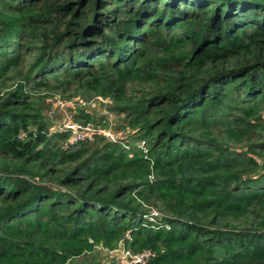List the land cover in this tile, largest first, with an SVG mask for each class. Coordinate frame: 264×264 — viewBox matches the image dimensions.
<instances>
[{
    "label": "trees",
    "instance_id": "obj_1",
    "mask_svg": "<svg viewBox=\"0 0 264 264\" xmlns=\"http://www.w3.org/2000/svg\"><path fill=\"white\" fill-rule=\"evenodd\" d=\"M85 90L125 144L52 131L40 99ZM259 157L264 0H0V264H69L128 233L144 264H264Z\"/></svg>",
    "mask_w": 264,
    "mask_h": 264
},
{
    "label": "rangeland",
    "instance_id": "obj_2",
    "mask_svg": "<svg viewBox=\"0 0 264 264\" xmlns=\"http://www.w3.org/2000/svg\"><path fill=\"white\" fill-rule=\"evenodd\" d=\"M30 60V57L27 59ZM133 90L139 88L138 83L132 84ZM74 89V88H72ZM71 89V90H72ZM46 93L48 90L43 89ZM101 96H95L93 93H89L86 90L81 93H76L75 95H69V91L65 93H54L51 92L49 97L41 98L44 109V115L49 118L50 128L58 123H64L68 120H74V115L81 109L88 110L95 115L98 125L102 124L99 120L102 121L107 127L113 129V131L120 137L119 140L124 141L125 138L131 134V128L126 126L124 118L116 113H113L109 110V107L112 105L109 99H106ZM100 118V119H99ZM258 162L260 164V169L264 168V157H259ZM250 218L244 219L240 222H247ZM99 253V252H98ZM120 260V259H119ZM88 261V264H94V261H97L98 264H108L109 259H106L105 255L102 253L87 254L77 258L73 263L69 264H78V262Z\"/></svg>",
    "mask_w": 264,
    "mask_h": 264
},
{
    "label": "built area",
    "instance_id": "obj_3",
    "mask_svg": "<svg viewBox=\"0 0 264 264\" xmlns=\"http://www.w3.org/2000/svg\"><path fill=\"white\" fill-rule=\"evenodd\" d=\"M52 131H70V137L65 142V146H70L85 140L93 141L98 136H103L112 142H121L122 140H119L120 137L113 131L112 128L104 127L91 121L84 124L75 120H68L67 122L54 125L52 127ZM141 147L145 152H148L145 142L141 143ZM150 178L153 179L154 175H150ZM146 216L149 218V220L155 221L156 219L162 217V214L156 209H151ZM127 239H130L129 233L125 238L119 240L116 247L107 248L100 244L95 246V250L104 254L106 259H109L110 263L108 264H144L151 256V252L149 250H143L139 252L134 251L127 244Z\"/></svg>",
    "mask_w": 264,
    "mask_h": 264
}]
</instances>
